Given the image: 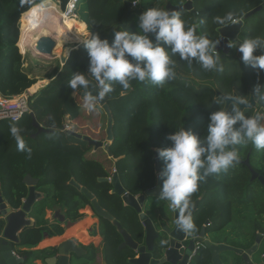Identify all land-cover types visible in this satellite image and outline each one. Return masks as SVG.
Returning a JSON list of instances; mask_svg holds the SVG:
<instances>
[{
  "label": "trees",
  "instance_id": "16d2710c",
  "mask_svg": "<svg viewBox=\"0 0 264 264\" xmlns=\"http://www.w3.org/2000/svg\"><path fill=\"white\" fill-rule=\"evenodd\" d=\"M43 1L46 0H0V96L4 98L19 96L36 83L30 71L24 67V58L20 54L19 19L22 15L20 24L27 21L28 10ZM52 1L59 2L63 9L68 0ZM186 1L139 0V3L128 11L127 3L132 4V0H81L77 10L79 20L70 18L68 24L76 31L81 41L87 36L86 28L88 32L98 33L101 39H107L111 44L113 33L118 29L138 31V18L147 8L166 10L167 4L180 6ZM199 1L195 0L193 3L195 12H199L197 22L194 23L192 15L188 12H180L181 18L186 26L196 25L198 35H206L213 41H218V29L231 23V21L219 23L217 18L224 19L228 13H232L234 19L239 21L251 7L247 0H220L207 6L200 5ZM200 21L203 23H199ZM256 30L255 34H248L244 29L239 43L246 38L256 37ZM150 39L154 41L153 36H150ZM70 43L80 45L70 53L62 70L59 71L58 67L50 76L51 80L54 77L51 83L29 99L30 113H33L36 121L49 132L31 139L35 129L32 127L29 114L15 123L0 121L2 197L12 210H17L27 194L26 185L22 183L23 178L30 175L40 180L38 190L45 195L44 200L31 215L36 221V226L20 236L22 246L31 247L41 241V231L47 229L45 210L58 207L64 211L68 220L84 217L79 211L86 206L92 210L90 201L70 185L71 180L92 193L101 208L112 215L135 242L141 243L143 226L139 215L125 206L121 197L111 194V185L108 182H101L99 179H108L115 172L127 193L135 197L144 194L155 187L159 172L163 168V161L157 157L160 170L158 173L155 172L156 149L170 147L171 142L167 137L181 128L191 130L201 138L206 136L210 112L202 104L203 96L179 81H166L161 86L148 81L143 83L132 81L129 89H123L119 84H115L114 92L107 96L109 98L107 105L113 118V141L109 147L111 157L103 150L92 152L93 148L82 139L72 138L87 145L84 151L64 145V132L55 106L69 93L71 88L68 87V81L77 73L78 67L89 65V57L83 43H79L78 39L70 40ZM161 46H164L162 42ZM164 47L174 61L180 60L183 62L182 65L188 63L181 60L178 53L172 54L170 48ZM225 58L221 59L222 63L229 59L231 62L229 61V65L224 64V71L219 75L221 78L239 81L253 74L254 69L236 59L234 53ZM192 65L206 75H212L211 71L203 70L195 61ZM92 80L94 81L93 78ZM73 110L76 118L95 120L93 117L97 116L95 111L87 115V108L75 107ZM102 111L104 112L103 109ZM97 113L98 134L105 139L107 116L99 111ZM12 124L22 129L20 134L24 137L26 146L32 149L30 157L27 152L17 150L16 141L9 131ZM235 127H239V124ZM35 141L39 143L34 145ZM235 147L239 159L234 162V166L227 172L207 177L191 197L192 204L198 200V208L193 215L196 225V230L192 233L194 235L199 234L206 221H209L205 228L206 232L222 231L230 224L234 226L236 222L249 226L253 238L258 232L264 235V186L257 180L251 181L250 172L241 164L248 158L254 171L264 177V149L257 150L251 143ZM142 212L154 226L160 228L162 224L173 221L176 211H173L165 201L150 197ZM100 220L103 260L107 264H129L128 260L134 257V253L127 248L119 250L121 236L109 221ZM2 228L3 221L0 220V232ZM62 234L63 229L58 226L52 236ZM96 239L100 241L101 234ZM44 252H35L33 259L41 257L43 260ZM23 255L26 253L23 252ZM88 260L95 264L93 253L90 251Z\"/></svg>",
  "mask_w": 264,
  "mask_h": 264
},
{
  "label": "clouds",
  "instance_id": "9594fccd",
  "mask_svg": "<svg viewBox=\"0 0 264 264\" xmlns=\"http://www.w3.org/2000/svg\"><path fill=\"white\" fill-rule=\"evenodd\" d=\"M138 3L139 0H132L133 5ZM138 21L136 32L126 28L114 31L111 44L107 39H101L98 33L89 32L87 39L82 40L89 57L88 71L96 84L95 95L89 90L90 80L83 72L74 73L68 87L85 90L83 99L89 111L95 109L98 101L114 92L115 84L129 89L132 81H148L161 86L174 80L175 61L164 46L170 48L172 54L178 53L189 66L195 61L205 71H224L220 53L215 50L219 41L198 35L196 25L186 27L180 13L147 8ZM217 21L237 22L232 13L224 19L217 18ZM233 46L241 54L243 64L264 70V55H254L264 49V39L246 38L242 43L228 45L229 48ZM253 93L264 101V85H256ZM229 101L231 111L226 107ZM216 103L224 107L209 115L206 136L201 138L193 131L181 128L167 137L170 147L156 149L157 157L163 161L159 172L162 186L157 199L167 202L177 212L176 227L187 234L196 230L190 211L193 206L191 197L198 191L200 183L234 166L239 159L236 145L251 143L257 150L264 149V124L260 123L264 115L246 116L240 107L246 104V100L241 96L224 95L217 98ZM237 124L239 127H235ZM9 131L16 141L17 150L27 152L30 157L32 149L26 146L20 134L22 129L12 124Z\"/></svg>",
  "mask_w": 264,
  "mask_h": 264
},
{
  "label": "water",
  "instance_id": "95a60500",
  "mask_svg": "<svg viewBox=\"0 0 264 264\" xmlns=\"http://www.w3.org/2000/svg\"><path fill=\"white\" fill-rule=\"evenodd\" d=\"M121 1V0H119ZM195 0H187L183 5L174 6L171 4L166 5V10L175 12H190L194 15L193 2ZM264 7L261 5L249 13H246L241 20L237 23H230L224 27L218 29V45L215 49L221 53L220 58L224 59L229 55L231 48L229 44L235 42V36L239 33L244 22L248 20L254 14L260 12ZM132 4L127 3L128 11L131 10ZM20 38V30H19ZM19 41V40H18ZM56 48V42L48 36H42L37 39L33 46L34 53L38 58H42L45 61H53L57 59L54 56V50ZM70 49V53L74 50L73 46L64 47ZM78 48V47H77ZM65 61V60H64ZM108 97L98 101L97 105L101 107L106 116L107 123L105 128V142L96 141L86 136H81L73 131H66L67 135L82 139L87 143L89 147L93 148V151L103 150L108 157H111L109 147L113 141V118L107 105ZM231 104V101L227 105ZM254 106V100L251 99L246 104L241 105V110L250 109ZM32 120V127L35 129V133L31 136V139H35L39 135L47 134L49 130L42 127L35 119L33 113H29ZM251 174V181L257 180L260 185L264 186V177L258 175L251 167L249 159L246 158L241 162ZM154 169L158 173L160 170L159 161L157 155L154 154ZM101 182H108L111 185V194H115L121 197L123 204L135 213L139 215V220L143 226V241L141 243L135 242L131 236L122 228V226L114 220L106 210L101 208L95 199L94 195L90 193L86 188H82L74 180L70 181V185L77 191H80L87 200L90 201L93 213L100 219L109 221L115 228L117 233L121 236V243L118 245V249L127 248L134 253V257L128 260L129 264H199V255L202 251H207L210 257L211 264H222L220 254L223 252L233 253L237 255L236 258L228 257V264H264L261 259L255 260V253L257 252V244L259 242V235L256 236V245L247 250H240L234 247L213 244L210 240L205 238V228L209 225V221H206L201 228L199 234H187L179 231L176 227L175 220L177 218V212H174L173 221L169 224H162L159 229L154 228L151 220L142 212L143 206L150 197H158L161 189L162 180L158 176L155 187L147 190L140 196H132L127 193L119 180L118 174L113 173L109 179L101 178ZM22 183L28 188V194L23 201L22 207L18 210H12L4 202L0 190V218L3 221V228L0 232V264H25V260L14 255V246L20 245L19 235L25 231L26 228L32 225V221L26 218L32 205L36 199L40 197V194L36 192L35 186L38 180L33 179L30 175H26ZM38 196V197H36ZM167 203V202H166ZM169 206V204L167 203ZM198 208V200H196L191 208L192 217ZM81 220L68 221L65 220L62 215L58 217V223L64 225V229L72 225H77ZM156 229V230H155ZM90 231V230H89ZM91 232V231H90ZM47 233H43V239H46ZM167 241V243H162ZM195 254L193 255V251ZM54 256H50L43 259L42 264H91L84 249L78 245L74 240H66L60 243L54 250ZM238 257V258H237ZM237 259V260H236ZM102 264H107L106 261H102Z\"/></svg>",
  "mask_w": 264,
  "mask_h": 264
},
{
  "label": "rangeland",
  "instance_id": "374dc122",
  "mask_svg": "<svg viewBox=\"0 0 264 264\" xmlns=\"http://www.w3.org/2000/svg\"><path fill=\"white\" fill-rule=\"evenodd\" d=\"M219 1L220 0H200L199 2H201L200 5L207 6V4L212 5L211 3H214V2L217 3ZM57 5H58V3H57ZM193 10H194V15L191 14L190 12H188V13H190L192 15V19L195 23L198 20L199 12H195L194 4H193ZM21 16L19 19V30H20V20L22 18ZM76 20L77 21L79 20L78 16H77ZM246 24L247 23L245 22L244 28L248 29L249 24H247V25ZM186 27H190V24H188ZM244 28L242 29L241 32L244 31ZM256 33H257L256 37H260V38L264 39L263 27H260ZM82 39H83V37H82ZM85 39H86V37H85ZM21 44L22 43H21V32H20V38H19L20 54L22 55V54L27 53V55H28V53H29L28 51H30V50H27ZM72 45H73V48H75L79 44L63 45L62 49H61V51H62L61 53L64 55V57L60 58L61 54H59L58 55L59 60L56 63H54L53 65H51V67L45 66L44 64L43 65L38 64L36 67V69H37L36 72L40 73V74L41 73H45V74L55 73L56 68L62 67V64L68 59V53L70 52V49L67 48V51H64L63 50L64 47H68V46H72ZM231 53H234V57L236 59H238L239 61H241V54L237 50H234V48H232V50L230 51L229 54H231ZM254 55H257V56L264 55V49H260V50L256 51L254 53ZM23 57H25V56L23 55ZM225 59L226 58H224L223 60H225ZM229 61L231 62L230 59H229ZM229 61H226L223 63L221 62V63L223 65L225 63H227L229 65ZM182 63L183 62L180 60H175V67L173 69V71L175 73V79L172 81H174V82L179 81V82L183 83L185 85V87L190 88L193 91H198L203 96L202 97V104L204 105V107H206L209 110L210 114L212 112L219 110V108L224 107V105H220V104L216 103L217 98L230 94V95H234V96L243 97L246 100V103L249 102L251 99L254 100V106L252 108L243 109L246 116H255L257 114L264 115V101H260L257 97L253 96L254 87L258 84L264 85V71L263 70L254 69L252 75L246 76V77H244L238 81L237 79H231V80H229L227 78L223 79L224 74L222 75L223 78H221L219 76L221 72L211 71L212 75H206L205 73L201 72L197 67H195L193 65L189 66L188 63H184L182 65ZM232 65H234V64H232ZM48 67L51 69H49ZM88 70H89V65H83V66L78 67L77 72H83L86 75V77L90 80L89 90H91L93 92V95H95L96 84L92 80L91 74L89 73ZM42 77H46V78H42ZM47 78H49V76H47V75L40 76L36 81L37 83L31 89H29V91L26 90L24 92V94L27 97L28 96L30 97V96L36 94L38 90L44 89L50 83L49 79H47ZM84 91L85 90H83V89H77V90L70 89L67 96L63 99H60L55 106L56 113L58 114V117L60 118V122L62 125V131L64 132L63 144L76 147L80 151L86 150L87 145L81 140L76 141V140H74L75 138L72 139L73 137L67 135L66 131H73V132H75L81 136H86L90 139H93L96 141H101L103 143L105 142V139L102 138L101 134L100 133L98 134V129H99V126H98L99 117L98 116L99 115L97 112L99 111V113H103V115L106 116L105 112L102 111L101 107L96 105L95 109L92 110V111H95V113L97 114L96 117H93V118H95V120L90 119V118L83 119L80 117L79 118L75 117V112H74L73 108H75V107H77V109L86 108L85 103H84V99H83ZM226 107H227L228 111L231 110V104L226 105ZM90 112L91 111L88 110L87 115ZM106 119H107V117H106ZM106 123H107V121H106ZM260 123L264 124V119H262L260 121ZM38 143H39V141H35L33 144L37 145ZM92 152H94L93 149H92ZM79 213L84 216L81 218L80 223H78L77 225H72V226L68 227V229H64V225H61V227L67 233L70 232L71 233L70 235L77 234V236L80 237L81 239L88 240L87 227L89 225H91L93 222H95L97 217L95 215H92L91 211L88 208L82 209L81 211H79ZM47 215H48V213H47ZM51 219H53V216H52V218H50V220ZM100 233H101V230L98 229V234H100ZM70 235L67 234V235H64L62 237L58 236L56 240L60 241L63 238L66 239ZM97 237H98V235L96 236V238ZM102 238H103V234H102ZM48 242L49 241H45L44 243H48ZM97 243H98V241H97ZM84 251H85V249H84ZM88 253H89V251H88Z\"/></svg>",
  "mask_w": 264,
  "mask_h": 264
},
{
  "label": "crops",
  "instance_id": "0c3cea01",
  "mask_svg": "<svg viewBox=\"0 0 264 264\" xmlns=\"http://www.w3.org/2000/svg\"><path fill=\"white\" fill-rule=\"evenodd\" d=\"M85 32H86V34L88 33V31H86V29H85ZM86 39H87V36H86ZM77 47H78V45L74 48V50H76ZM59 51H60V49H59ZM59 51L56 54H54V56L57 57V59H55L53 61H45L42 58H38L35 55V53L28 51L29 52L28 55H27V53L22 54V56L23 55L25 56V57H23L24 58V67L28 71H30V75L35 81H37V79L40 76L47 75V76H49V78H47V79H49V82L51 83V81L54 79V77L52 80H50V76H52V74H54V73H49V74L41 73L40 74V73L36 72V70H37L36 67L38 64H41V65L44 64L45 66L51 67V65H53L54 63H56L59 60V57H58ZM63 65H64V63L62 64V67H63ZM62 67L59 68V71L62 70ZM49 69H51V68H49ZM42 78H46V77H42ZM41 90L42 89L38 90L37 93L40 92ZM36 94H34V95H36ZM154 228L159 229L156 226H154ZM87 231H88V227H87ZM64 232L65 233L59 237H62V236L67 235V234H69V235L71 234L70 232H68V233L66 231H64ZM97 235H98V227H96L95 230L91 229V232L88 234V240L81 239L80 237L77 236V234H72V235L68 236V238L65 237L66 239L63 238L60 241L56 240L57 237H54L52 239H45L39 245V248L43 249L44 247H57L63 241L77 239V242L79 244H81L82 247L86 248L87 246H89V251L93 253V256L95 259V264H102V261H104L102 254H101V248H100L101 243H102V234H101L100 241L95 239ZM257 235H259L260 237L258 238L259 242L256 246L257 252L255 253V260L261 259V261L264 262V235L258 232L255 234V236H254L255 238H253L251 236L250 227L246 226V224H244V223H239V224L237 223L236 224V222H235L234 226L232 224H230L227 227H225L222 231L206 232L205 238L210 240L213 244H217V245L221 244V245H225V246H230V247H234V248H237V249L244 251V250H247V249L251 248L252 246L256 245L255 239H256ZM45 241H49V242L44 243ZM97 241H98V243H97ZM236 256L233 255V253L223 252L220 254V259H221L222 264H228V262H227L228 257L235 259ZM199 262H200L199 264H211L210 263V257L208 255L207 251L204 250L199 255ZM240 264H241V262H240Z\"/></svg>",
  "mask_w": 264,
  "mask_h": 264
},
{
  "label": "flooded vegetation",
  "instance_id": "af4514ba",
  "mask_svg": "<svg viewBox=\"0 0 264 264\" xmlns=\"http://www.w3.org/2000/svg\"><path fill=\"white\" fill-rule=\"evenodd\" d=\"M247 3L251 6L247 13L251 12L252 10L256 9L257 7H260L261 5H263L264 3V0H247ZM262 20V22L260 23V21ZM238 22V21H237ZM236 22V23H237ZM245 22L247 24H249V28L248 29H245L244 28V24ZM242 26V28L240 29L239 33L235 36V41L236 42H240L241 40V35H242V29L244 28L245 31H247L248 34H253L254 31L258 28V27H263L264 29V7L260 10V12H258L257 14H254L252 15L251 17L248 18V20H246ZM232 23V22H231ZM246 24V25H247ZM257 31V30H256ZM255 34V33H254ZM252 36V35H251ZM254 36V35H253ZM219 38V36H218ZM255 38V37H253ZM235 42L231 43V44H234ZM235 47V46H233ZM231 47V50L232 48ZM236 48V47H235ZM35 179V178H33ZM109 179V178H108ZM38 180V183L36 184L35 186V189H36V192L38 194H40V197L38 199H36L35 203L32 205L29 213L26 215V218L27 219H30L32 221V225L28 228L25 229L26 230H30L32 229L34 226H36V221L35 219L31 216L33 212L36 211V209L39 207L40 203L44 200V195L38 190L39 188V183H40V180L39 179H36ZM27 188V187H26ZM27 194H28V188H27ZM27 194H26V197H27ZM2 195V194H1ZM26 197L24 198V200L26 199ZM38 197V196H36ZM4 199V198H3ZM23 200V201H24ZM5 202V201H4ZM6 203V202H5ZM7 204V203H6ZM23 204V202H22ZM8 206V205H7ZM22 207V205L20 206V208ZM85 208H88L92 215H95L93 213V209L91 210V208L89 206H86ZM18 210V209H17ZM81 211V210H80ZM48 213V215H47ZM59 215H62L64 217L65 220H68L66 218V215L64 214V211L61 210L60 208L56 207L55 209L53 210H45V216H44V219L47 221V225H46V230H42L41 231V235H42V238H41V241L31 247H27V246H22V245H19V246H14V255L19 257V258H22L25 260V264H42L43 263V260L41 259V257H36L35 259H33V256H34V253L37 252V251H45L44 252V258H47V257H50V256H54V250L56 247H44L43 249L39 248V245L45 240L43 239V233H47V237L46 239H52L54 237H58V236H52V234L55 232V230L59 227H61L62 224L58 223V217ZM53 216V219L50 220V218H52ZM96 216V215H95ZM97 217V216H96ZM0 220H2L0 218ZM78 220H81V219H78ZM68 221H77V220H68ZM101 220L100 218H96L95 222H93L91 225L88 226V231L87 233L89 234L91 229L95 230L96 227H98V229H101ZM62 228V227H61ZM63 229V228H62ZM90 230V231H89ZM24 231V232H25ZM23 232V233H24ZM22 233V234H23ZM63 233H64V229H63ZM21 234V235H22ZM101 234V233H100ZM98 234V236L100 235ZM19 238H20V235H19ZM96 239V238H95ZM78 245L81 246V244H79L77 242V239H73ZM102 243H103V238H102ZM102 243H101V247H102ZM82 247V246H81ZM88 247V248H87ZM86 248L82 247L85 249V252H86V256L88 257V251H89V246H87ZM100 247V248H101ZM23 251L24 253H26V255L24 256L23 255V252H22V255L20 254V252ZM29 259H28V258ZM32 258V259H31Z\"/></svg>",
  "mask_w": 264,
  "mask_h": 264
},
{
  "label": "bare ground",
  "instance_id": "6f19581e",
  "mask_svg": "<svg viewBox=\"0 0 264 264\" xmlns=\"http://www.w3.org/2000/svg\"><path fill=\"white\" fill-rule=\"evenodd\" d=\"M28 21L20 24L21 45L34 53L33 46L42 36L51 37L56 42L54 54H61L63 45H71L70 40H79L76 31L68 24L70 18H66L58 8L55 1L46 0L33 7L28 12ZM73 46V45H72ZM67 51V49L65 50ZM59 57V56H58ZM31 89V88H29ZM28 89V91H29Z\"/></svg>",
  "mask_w": 264,
  "mask_h": 264
},
{
  "label": "built area",
  "instance_id": "2783aa9c",
  "mask_svg": "<svg viewBox=\"0 0 264 264\" xmlns=\"http://www.w3.org/2000/svg\"><path fill=\"white\" fill-rule=\"evenodd\" d=\"M81 0H68L62 9L58 3V8L66 18L77 19V10ZM136 5L132 4V7ZM31 97V96H30ZM24 93L12 98L0 96V121L17 122L21 117L30 113L29 99ZM193 251V255L195 254Z\"/></svg>",
  "mask_w": 264,
  "mask_h": 264
}]
</instances>
